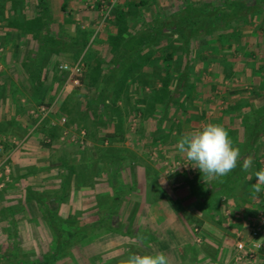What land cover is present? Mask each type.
<instances>
[{
  "label": "crops",
  "instance_id": "obj_1",
  "mask_svg": "<svg viewBox=\"0 0 264 264\" xmlns=\"http://www.w3.org/2000/svg\"><path fill=\"white\" fill-rule=\"evenodd\" d=\"M52 1L53 0H43V2L48 3L47 9L44 10L40 6V0H0V72L2 71L0 81L5 80L8 83L13 79L12 77L15 79L17 76L20 80L24 79L23 77H28L29 73H25L24 70V72L20 74H17V72L15 75L11 74V67H15L16 64L21 65V61H25L26 55L30 49L35 52L36 49L39 48L40 42L34 41L31 34L20 27V22H23L25 18L30 19L33 13H47L48 17H52V23L54 22L61 25L60 27L54 26V28L51 24L49 26V33L63 36L65 41L60 46L50 43L47 44L45 47L48 49L46 57L49 59L51 56L54 57V61H56L57 57L67 60L73 59L85 43L86 46H84V48L88 47L91 55L92 52L95 54H97L98 51L99 53L103 52H100L101 48L98 47L101 42L105 41L99 37L100 32L97 37L95 36V41L89 46L87 45L90 36L88 35V28L86 26L90 25L86 21L87 15H85L86 11L84 9H86L85 4H88L91 0H62L58 3L57 8H59V11H52L51 8L49 9V5L51 6ZM189 1L191 4H209L217 0H134L131 1V3L128 1V3H124L119 7V11H121L124 17H132L130 23H123L126 29L124 34L127 35L126 37L134 36L135 39L137 36L140 37L144 34V37L147 36L144 39L148 41L149 38H151L150 35L154 31L157 33L173 32V26L168 27L165 25V27H163L160 23H162L164 19L181 16L182 14L180 13L184 11V4L189 3ZM75 2L79 4L75 5ZM138 3H140V5ZM63 4L64 6H62ZM72 4L74 5L73 7ZM194 6L197 5L194 4ZM74 7H79L76 9L77 11L74 10L76 13L75 19H77L75 21L76 27H74V23L72 24L73 16L70 15L71 13L74 14V11L72 12V8ZM137 8H139L140 11L137 10ZM10 17H16L20 22L15 25H8L6 22V27H4V21H6V18L9 19ZM78 28L80 29L78 30ZM39 32L43 34L44 29L40 28ZM115 32L116 28L112 29L110 31V36ZM5 38L6 41L9 39L14 40V42L11 41L12 44L7 43L6 46ZM99 38L102 41L97 43V39ZM121 39H123V37ZM165 41H161L157 44L159 49L158 46L155 45L148 55L142 56L146 66L151 67L153 63H158L156 59H159V57L162 59L160 49L161 51H167L163 48L167 47ZM153 44L154 42H150L149 46ZM108 48L111 50L110 47H107V49ZM139 48L147 49L146 46L144 47V44L138 46V49ZM119 49L123 51L126 48L120 45ZM156 50H158V52L157 55L154 56ZM113 52L115 54V51ZM107 54H109L108 50L105 57ZM116 55L118 56V60H115L114 65L117 67V73L120 74L122 72L119 70V66L122 63L120 60L121 55L119 56V52H116ZM137 55V52H133L130 55V61H133V59L135 61H140V59L138 60L136 58ZM79 56H81V54L77 55L76 58ZM102 58L99 64L94 63V70L97 66L102 68L103 66L100 65H103V63L108 60V58ZM44 59L45 57L43 60ZM44 63V65H46L48 62ZM164 64L163 60H159V66L162 67ZM182 64H185V62ZM140 66L141 65H139V67ZM146 66L143 68L144 73L141 74L139 72V77L135 78L144 80L145 84L142 86L145 90H148V87L151 89L153 88L152 82L157 81L158 76L160 78L161 75L152 71L151 68L147 69ZM45 67L49 68V65ZM186 72L185 75H176L172 77L171 85L166 87L164 95L162 93L157 95L160 99L156 102H154L152 98L148 99L149 96H147V98H142L140 90L137 88L140 86H138V84L134 86L133 83H130L131 80L128 81L127 85H118L114 83L115 78L108 79L109 72H107L106 69H100V74L96 76V78L95 75H91L90 77L96 81H103V85H101L103 88L99 89L98 92H94L98 97V103L101 101V105H106L105 109L110 105L109 98H112L115 102L117 100L116 105L111 111H108L109 113L106 117L107 121L109 120L108 122L111 123L110 129L112 131L115 129L114 127L117 123L115 121L125 122L123 128L128 129L129 126L128 122L130 115H126V117L123 116L125 114L124 111L121 110L123 98L120 93L123 87L125 89L123 96L128 97V104L131 103V107L135 112H138L136 107L141 108V113L145 112V108L152 109L153 106L158 110V115L155 114L148 118L151 124L155 123L154 127L150 129L151 132L155 130L164 132L163 122L168 118V116L165 115V110L168 107L165 106V108L164 103L171 93H176V99H174L173 102H175V104L181 103V105H183V111H185L184 114L189 116V119L185 117L187 121L184 122L183 128L174 126L173 132H177L178 134V137L174 136L173 138L176 141V145L180 136L185 134L187 129L193 130L208 122L223 124L229 130V134L233 138L236 135L235 133L241 129V126L236 129V126L231 125L229 121H225V118L223 120L224 115H226L224 114L225 109H218L217 106L215 107L213 105L214 100L216 103L221 101L219 98L220 95H215L217 92L216 86H214V90H210V84H216L217 79L215 77H209L205 81V85L200 88L199 85L196 86V81L199 82L201 80L200 82H202L203 78H198L199 76L196 73L190 75V70L188 71L186 69ZM104 82L108 84H104ZM177 82H181L182 86H178L176 91L175 83ZM184 83L188 84L185 86ZM211 96L215 98L212 99ZM186 99L189 100L191 104H186L184 102ZM7 108H14L13 103L8 99L5 101V104L0 105V114L3 116L5 115V119L7 118ZM87 109V116L90 119H94L96 116L94 117L91 115V113H94L92 107H87L86 110ZM83 110L85 113V109ZM193 114H196V116ZM192 117H196V123L194 124L192 123L194 122V120L191 119ZM13 119L14 124L11 127L17 132V135H10V139L12 138V140L17 142V147L19 145L32 143L33 138L30 136L29 132L33 129L34 124L31 125L29 122H22L18 117H13ZM145 120H147V118H145ZM103 125L104 123L101 125V128ZM104 128L108 127L105 126ZM56 136L61 137L60 129ZM61 138L64 139L65 137ZM233 139L241 151L240 164H238L237 168L227 176L220 177L219 179L203 177L200 170L196 168L195 171L194 167L189 164L190 162L175 146L174 147L177 149L176 152L179 155L172 156L169 154H161L159 159L161 163L163 162L162 166L164 167V171L162 170L159 172L160 175H158L157 181L162 183L161 191L163 196H157L158 198L154 196L158 192L155 190V185L151 187L152 190L144 188L143 193L148 196L146 195V197L143 198L144 201L142 200L139 204V211L141 209L144 214L142 225L139 227L137 233L123 234L106 228L100 230L101 232L103 231L102 234L92 232V234L81 239L82 245L80 244V246L86 249H88L89 246H94L95 248L97 247V250L90 249L81 251L80 256L84 261L80 264H119L121 259H125L132 252L145 254L161 251L169 258L170 264H264V246L257 249L256 256L252 261L234 260V244L236 240L249 241L250 231L256 225V216L259 212L264 211V186H262L260 192L255 191L253 188V184L256 183L255 173L264 168V137L252 140H243L242 137ZM175 141L169 140V142L172 143ZM16 149L15 153L17 154ZM163 155L165 158H163ZM248 156L252 157V166L247 171H242L241 165L243 159ZM23 157L24 154L19 155V161L18 159L17 161L22 162ZM30 159H32V157H30ZM15 161L16 159H13V162ZM175 161L181 162L178 168L173 165ZM30 162L32 164L34 158ZM23 164L25 163H20V166H23ZM54 169L55 167L52 169L45 165L44 169H40L39 167L36 170L32 169V173L30 170H23L22 173H18L17 171L13 172V175H15L14 183H17V186L13 185L9 190L4 192L5 196L9 198L8 202H5V200L0 202V212L1 209H5V211L9 210L4 216L0 217V264H76L73 259L77 255L74 253L73 249L70 248L71 244L64 245V247L60 249L52 245L56 237L62 240V236L57 235L55 226L59 225L60 227H66L57 219L47 218L45 214L46 209L50 210L51 213L59 209L57 204H55L56 202L52 205L50 200L42 203L37 201H24L23 199L18 205L19 208L17 206L13 208V205L16 204L13 201L15 195L18 194V192L21 193V189L25 190L26 184L30 188L34 187L33 190L37 189L35 187L36 183L31 182L29 176L43 177L47 174L50 175L51 172L57 174ZM133 176L134 180L135 178H139V176L135 174ZM142 179L146 178L141 177L140 181ZM23 182H26V184H23ZM134 184L135 182L133 186ZM148 185L149 183L146 184L144 180V184L140 186L146 187ZM44 189L49 188L44 187ZM52 191L55 192L54 189ZM159 199L163 200L160 201ZM130 203H132L131 207L137 204L134 200ZM31 204L36 210L40 211L39 217L36 215L30 217L27 214H25L26 216L23 215V217H10L12 211L15 209H20L22 211L30 210ZM67 206L65 204L63 208H67ZM137 217H141L138 215V212L135 218L137 219ZM50 221L52 222L50 223ZM132 224L133 223H131V225ZM51 225L54 227L51 228ZM141 236H143L144 239H140ZM261 241H264V234L258 233V235L254 237V242ZM104 254L106 255L103 256Z\"/></svg>",
  "mask_w": 264,
  "mask_h": 264
},
{
  "label": "rangeland",
  "instance_id": "obj_2",
  "mask_svg": "<svg viewBox=\"0 0 264 264\" xmlns=\"http://www.w3.org/2000/svg\"><path fill=\"white\" fill-rule=\"evenodd\" d=\"M61 1L62 0H53L51 2V6L49 5V9L51 8L52 11H59V8L57 7L58 3ZM125 1L126 0H116V2H114V4L111 6L109 4V0H91V2L85 4L86 9L84 10L86 11L85 15H87L86 21L90 25L86 26L88 28V35L90 36V40L87 45L89 46L92 44L95 41V36L97 37L98 33L100 32L99 37L105 40L104 42H101L102 40H100V38L97 39V43L101 42L98 47L101 48L100 52L103 51L102 53H99V51L97 54L92 52L91 55L89 48H84V46H86L85 43V45L77 52V55L81 54V56L76 58L77 55H75L77 60L75 58L67 60L57 57L56 61H54L53 56H51L49 59L46 57V55L42 56L40 60L37 59L36 51L33 52V50L30 49L26 55L25 61H21V65L16 64L15 67H11V74L15 75L16 72L17 74H20L21 72L25 71V73H30L31 76V74H35L38 71L39 76L36 77L39 80L38 84L27 85L29 76L26 78L23 77L24 79L21 80L18 79L17 76L15 79L12 77L13 79L8 83L5 80L0 81V105L5 104L7 99L10 100V102H12L14 105V108L6 109V119L4 118L5 115L3 116L0 114V124L3 123L1 120H9L13 117H20V119H23V121L26 123L29 122L31 125L34 124L33 129L29 132L30 136L33 138L32 143L19 145L18 147L16 145L17 142L12 140V138L10 139V132L6 134L3 133L2 129H0V139L6 141L9 145L8 149H4L5 151H3L0 144V202L2 200L8 202L9 198L5 196L4 192L9 190V188H11L13 185L17 186V183H14L15 175H13V172L17 171L18 173H22L23 170L31 171L32 169L36 170L38 167L40 169H44L45 165L52 169L55 167L54 171L56 170L57 174H53L51 172L50 175L47 174L43 177H33L32 175L29 176L30 181L36 183L35 187L37 189L33 190L34 187L30 188L26 182H23V184H26L25 190L21 189L22 192H18V194L15 195L13 201L17 205L14 204L13 208L16 206L19 208L18 205L21 201H23V199L24 201L36 202L35 197L41 193L42 200L45 197V202L50 200L52 205H54V202H56L55 204H57L59 209H56L55 213L58 214V216L64 218L67 217L71 220H83L86 217L98 215L100 211H104V208L101 209L99 207L108 204V206L112 205L113 202L112 200H108V197L112 195V193L116 192V194H118L116 203L119 207L117 206L118 211H115V207L112 208L114 211L112 212L113 214L111 216V220L108 222L110 224L109 226H111L113 229H116L115 231L118 233L135 234L142 225L144 213H142L141 209L139 211V204L142 200L144 201L143 198H145L147 195L143 193L144 188L151 189V187H154L155 185V190L158 192L154 196H156V198L163 196L161 191L162 183L157 181V177L160 175L159 172L162 170L164 171V167L162 166L163 162L161 163L159 158L161 154H169L172 156L179 155L177 154V149L175 148L176 141L173 139L174 136H177L178 134L177 132H173V129L174 126L183 128V124L185 121H187V119H189V116L184 114L185 111H183V105H181V103L175 104V102H173V100L176 99V93H171L169 99L167 100H170L171 102L170 104L166 103L168 108L165 110L166 113L164 112L165 115L168 116V118L163 122L164 132L160 131V135L155 132L156 130L151 132L150 129L151 127H154L155 123L151 124L148 118L155 114L158 115V110H156L155 106H153L152 109L145 108V112L141 113V108L136 107L138 112H135L131 107V103L128 104V97L123 96L125 89L122 87V91L120 93L123 98L121 110L124 111L125 115L123 116L126 117V115H130V118L128 122V129L123 128L125 122L122 123L115 121L117 123L115 124L114 128L116 131H118V129L120 130V133L118 134V132H114L115 129L113 131L110 129L111 123L108 122L109 120L107 121L106 118L108 116L107 114L109 113L108 111L112 110V108L116 105L117 100L115 102L112 100V98H109L110 105L109 107L107 106L108 110L105 109L106 105L104 106L100 104L101 101L98 103V97L94 91L98 92L99 89L103 88L101 86L103 85V81H96L90 76L95 75L96 78V76H99L100 74V69H106L107 72H109L108 79L115 78L114 83L118 85H127L128 81L131 80L130 83H133L134 86L137 84L140 86L137 88L140 90V95L142 98H147V96H149L148 99L152 98L154 102L160 99L158 98L159 96H157L158 94L162 93L160 92V88H162V94L164 95L166 87L171 85V78L179 75L182 70L185 73H187L186 69L188 71L190 70V75L196 73L199 76L198 78L202 77V82H200L201 80L199 82L196 81V86L199 85L200 88L205 85V81L209 77L215 76L218 80L217 83L221 86H217V92L215 95H220V97L221 95H225L226 98L221 99V101H218L217 103L214 100L213 105L215 107L217 106L218 109L222 108L223 110H226L228 105H230V101L236 99L237 96H246V93L243 90L249 89L251 86L255 90L262 88L264 77L260 73L252 74L254 71H259L258 68H250L249 66L242 64V51L239 50L235 52L232 48H229L225 50L227 53L220 56L222 59L221 61L231 68L233 74L232 77L222 78L220 73L221 69H215L216 63H213V60L203 59L204 68H201L200 65H198L200 53L197 52V49H202L203 54L207 55V48H205L206 45L204 40L203 42L199 41L198 44L200 47L196 45V41L195 43H191L187 55L184 56L180 51L186 47L187 44L185 45L184 43H181L180 40H178V37L175 34H172V32L158 35L157 41H155L152 46H149V44H144V47L146 46L147 49H141V51L137 52L138 55L136 56V58L138 60L140 59V61H135L134 59L133 61H130V55L133 53L134 49L138 47L140 42L135 39L134 36L129 38L126 37L127 35H125L123 32L120 37H123L124 40L119 37L117 43L125 46V48L129 47L130 49L126 48L127 51L125 50L123 53V57L127 56V58H123L121 60L122 63L119 66V70L122 72L118 74L117 67L114 65L115 60H118L115 50L117 45L114 44V42L110 43L111 36H114L116 32L110 36V31L116 28L115 23H113L115 9L124 3H128V1L131 3V1L134 0ZM217 2H219V0H217ZM78 4V2H75V5ZM192 4L194 5L195 3ZM184 5H187V3ZM73 6L74 5L72 4V7ZM77 8L79 7L72 8V12L74 10L77 11ZM102 8L103 10L105 8L109 9V14L105 18H102ZM137 10H139V8H137ZM75 11L74 14H70L73 16L72 24L74 23V27H76L75 21L77 20L75 19ZM183 13L185 12L182 11L180 14ZM44 14L47 15V13ZM50 18L49 24H51L53 28L54 26H61L60 24H56L54 22L52 23V17ZM131 19L132 17H124V22L130 23ZM257 20L259 21V16ZM5 23L6 21H4V27H6ZM186 25L187 23L184 22L183 27ZM44 28L45 27L43 26V29ZM79 29L80 28H78V30ZM195 30L196 28L194 31ZM36 34L42 36L40 32ZM7 36L9 37L8 33ZM6 38V46L7 43L12 44L11 41L14 42V40L9 39L6 41ZM33 40L35 41L34 38ZM161 41L168 43V48L163 47L165 50L169 51L170 48H175L178 51L173 53L172 58L169 60L164 61L163 59H160V57L159 59H156L158 60L156 61L158 63L159 60L164 61L165 64L162 67L159 66L158 63H153L151 67L146 66L142 56L144 57L145 55H148L152 51L153 47L157 45V42L159 43ZM228 42L231 43L233 41L232 39H229ZM107 47H110L111 50H109V48L107 49ZM248 48L254 53L250 56V59L254 60L255 62L258 61L259 58H257V54H259L261 51L263 52L262 47L257 45L254 47V45L251 44L248 45ZM107 50L109 54H107L105 57ZM113 51H115V54ZM157 52L158 50L154 52V56L157 55ZM245 53L246 52H243V55H245ZM120 55L121 54L119 52V56ZM44 57L45 59L43 60ZM102 57L108 58V60L105 61L103 65H100L103 66L102 68L97 66L94 70V63L99 64L100 59H103ZM213 57L214 56H211L210 58L217 59V57ZM44 62H48L46 65H49V68L45 67L46 65H44ZM183 62H185V64H182ZM187 62L189 66L187 65ZM208 62L209 65L206 64ZM258 63L259 69H264V62L260 61ZM63 64L67 65L68 67L77 65L79 67V71L76 75H70L68 72L69 70L59 69V65ZM139 65L141 66L139 67ZM145 66L147 69L151 68L152 71L161 75L160 78L158 76L157 81L152 82L153 88L151 89L148 87V90H145L142 86L145 84L144 80L136 79L139 77V72L141 74L144 73L143 68ZM227 75L230 74H226V76ZM75 78L77 79V83H74L73 81ZM31 81H33L32 78ZM231 83H236L234 89L238 90L237 93L230 94L229 91L232 87ZM104 84L108 83L104 82ZM187 84L188 83H184L185 86ZM178 86H182L181 82L175 83L176 91ZM34 96L35 98H33ZM211 98L214 99L215 97L211 96ZM184 102L186 104H191V102L187 99ZM251 103L255 106L261 104L260 101L253 102V100H251ZM50 106L52 109L49 111L50 113L43 115L40 111V107H44L46 109ZM85 107H92L94 113H91V115L94 117L96 116L97 118L95 117L94 119H90L87 116L88 109L86 110ZM83 109H85V113ZM242 109H247V106L242 107L241 110ZM31 110H34V114L30 113ZM36 110H38V112ZM193 115L196 116V114ZM61 117H65V122L60 121ZM185 117H187V119H185ZM145 118H147V120H145ZM224 118L225 121H229L231 125L236 126V129L240 127L238 117L232 120V118H230V114H226L224 115L223 120ZM191 119L194 120V122H192L193 124L196 123V117H192ZM103 123L104 125L101 128ZM105 126L108 128H104ZM59 129L61 131V137H65L64 139L56 136L59 132ZM80 131L84 132L83 138L79 137ZM188 131L191 130L187 129L186 132ZM153 135L157 136V138L155 137L154 141H152ZM14 136L16 135L14 134ZM169 140L175 142L172 143L169 142ZM15 149L17 154L15 153ZM10 154L11 156L9 157ZM23 154V161L18 162L19 155ZM30 157H32V159L34 158V162H32V164L30 162L32 161ZM119 157H122V161L118 163L117 160L120 159ZM163 158H165L164 155ZM13 159H16V161L13 162ZM20 163L25 164L20 166ZM60 164H64L65 167L60 166ZM194 170L196 171V168H194ZM134 174L139 176V178H135L134 180ZM141 177H145L146 179H142L140 181ZM108 179H110V182H108ZM64 180L66 181V184L63 188L62 183ZM144 180L146 184L149 183V185L146 187L140 186L144 184ZM134 182L135 184L133 186ZM44 187H48L49 189H44ZM53 189L56 191V198H54L52 195ZM30 191H33L35 195H33V193L31 195ZM25 195L27 199H25ZM133 200L134 202H137V204L131 207L132 203L130 202ZM159 200L162 201L163 199ZM116 203L113 205L115 206ZM65 204L66 206L68 205L67 208H63ZM30 206L31 208L28 211L15 209L12 211L11 216H7H10L11 218L15 216L23 217L25 214L30 217L32 215L38 216L40 211L36 210L32 204ZM8 211L9 210L5 211V209H1L0 217L4 216V214ZM137 212L141 217H137L136 219L135 217ZM131 223L133 224L131 225ZM102 229L103 227H99L94 232L102 234L103 231H100ZM64 230L58 234V236H62L63 241L68 238L66 232L67 227H64ZM69 231H71V229L68 230V232ZM78 241L79 242L68 241V243H64V245L71 244L70 248H72L74 253L77 255L73 259L74 263L76 264L83 263L84 261V259L82 260L80 256L81 251L90 249L97 250V247L95 248L94 246H89L88 249L83 248L80 246V244L82 245L81 239ZM105 255L106 254L103 256Z\"/></svg>",
  "mask_w": 264,
  "mask_h": 264
},
{
  "label": "trees",
  "instance_id": "obj_3",
  "mask_svg": "<svg viewBox=\"0 0 264 264\" xmlns=\"http://www.w3.org/2000/svg\"><path fill=\"white\" fill-rule=\"evenodd\" d=\"M40 6L42 9H47V2H43V0H40ZM188 2V1H187ZM190 3V4H189ZM187 5L184 7V12L181 16L171 18V19H164L162 21L163 27L167 25L168 27L173 26L174 30L172 34H175L178 37V40H180L181 43L187 44L186 47L180 51L181 54L186 56L187 52L191 46V43H195L199 46V41L204 40V43L206 45L205 48H207L206 53L207 55L203 54L202 49H197V52L200 53L198 65H200L201 68L203 67V59L213 60V63H216L215 69H221V75L222 78H228L232 77V71L231 68L224 64L221 60V55L227 53L225 50L232 48L235 52L242 51V64L245 66H249L250 68L255 67L258 68L259 71H254L252 74H262L264 77V69H259V63L260 61L264 62V0H219V2H211V3H200L197 4V6H194L189 1ZM136 4V3H135ZM140 4V3H138ZM137 4V5H138ZM64 6V4L62 5ZM39 9V8H38ZM114 23L116 25V33L114 36H111L110 43L114 42L117 46L115 47L116 52H120L122 57H120V60L123 58H126L127 56L123 57V53L125 50L121 51L120 45L118 44L119 37L123 34V32L126 30L123 26L124 23V15L121 14V11H119V7L115 9L114 11ZM119 12V13H118ZM123 13V12H122ZM34 14V13H33ZM31 15L30 19H26L23 22H20L19 19L16 17H10L9 19L6 18V22L8 25H15L20 22V27L28 31L31 34L32 39L34 38L36 41H39V48L36 49V56L37 59H41L42 56H45L48 51L47 44H53L56 46H60L62 43H64V37L58 36L49 33V26H50V17L48 15L42 13V14H34ZM259 16V21L257 20ZM157 21V20H156ZM184 22L187 23L186 26L183 27ZM182 24V27H181ZM44 28V33L42 36L37 35L36 33L39 32L40 28ZM257 26V27H256ZM196 30L194 31V29ZM46 31V32H45ZM162 33H157L154 31L149 38V40H145L144 38L147 36H143L142 34L140 37L137 36V40L140 42L138 46H141L142 44L148 45L150 42L157 41V36ZM247 38H246V37ZM42 37V38H41ZM41 38V40H40ZM122 38V37H120ZM129 38V37H128ZM232 39L233 42L229 43L228 40ZM124 40V38H123ZM168 41V40H167ZM226 41V42H225ZM38 42V43H39ZM158 44V42H157ZM253 44L254 47L261 46L263 52H259L257 54L258 61H254L250 59V56L254 54L251 49L248 48V45ZM166 46L168 48V43H166ZM200 47V46H199ZM129 48V47H126ZM204 48V49H205ZM130 49V48H129ZM135 52L141 51V49L138 47L134 49ZM133 51V52H134ZM175 48H170L169 51H161L160 54L164 61L169 60L172 58V54L177 52ZM123 52V53H122ZM232 52V51H231ZM243 52H246L245 55H243ZM219 54V55H218ZM214 56L213 58L217 57V59H211L210 57ZM259 56V57H258ZM209 65V62L206 63ZM212 64V63H211ZM218 66V67H217ZM218 72V73H219ZM258 72V73H257ZM38 71L35 74L29 73V79L27 81V85H37L39 80L36 78L38 77ZM216 74V73H214ZM226 74H230L227 75ZM179 75H185V72L182 71ZM168 76V75H167ZM215 77V76H214ZM31 78L33 81H31ZM213 78V77H212ZM216 78V77H215ZM37 79V80H36ZM213 81V80H212ZM218 80L216 81V84H210V90H214V86L221 87L218 83ZM236 83H231V89L230 94L237 93V89H234ZM245 88V87H244ZM246 93V96H237L236 99L230 101V105L226 108L224 111L225 114H230V118L234 120L238 117V121L240 123L241 129L235 133L236 135L233 137L237 139L238 137H242L243 140H252L257 139L260 137H264V81L262 83L261 89H253L251 86L249 89L243 90ZM160 92L163 93L162 88H160ZM237 95V94H236ZM251 97V98H250ZM35 98V96L33 97ZM220 99L226 98L225 95H221L219 97ZM169 98L166 99V102L164 103V107L166 106V103H170L171 101H167ZM233 99V98H232ZM251 100L254 101H260L261 104L259 105H252ZM247 106L248 109L241 110L242 107ZM250 106V107H248ZM166 108V107H165ZM20 118V117H18ZM16 119V118H15ZM3 122L0 124V129L3 130V133H9L10 135H17V132L13 130V127H11L14 124V119L11 118L9 120H1ZM23 122V119H22ZM25 122V121H24ZM26 123V122H25ZM24 124V123H23ZM30 124V123H29ZM120 133V130L114 131ZM157 134H161L160 131H157ZM115 134V133H114ZM155 137L152 136L153 141L155 140ZM0 144L2 147V150L8 149L9 145L6 141H3L0 139ZM8 151V150H6ZM120 159L117 160L118 163L121 162L122 157H119ZM60 166L65 167L64 164H60ZM67 174V172H66ZM68 175V174H67ZM63 176V175H62ZM110 179H108V182ZM63 188L65 187L66 181L64 180ZM31 195L33 191H30ZM33 195H35L33 193ZM41 193L35 197L37 202H44V199L42 200ZM52 195L54 198L57 197L56 191H52ZM117 196L116 192L112 193L108 197V200H112L113 204L117 202ZM25 199L26 195H25ZM103 205L99 208H104V211H100L98 215H93L91 217H86L83 220H71L67 217H60L55 212H52L50 210H45V214L47 215V218L49 219H57L59 222H62L61 224H64L67 227V241H63L59 239V237H56L54 239L52 245L57 246L56 248L60 249L61 247H64V243H68V240H71L72 242H79V239H83L84 237L88 236L90 233L94 232L99 227H103L110 230H116L113 229L110 224L108 223L109 220H111L112 212L118 211L116 203L114 205ZM108 207V208H106ZM119 207V206H118ZM98 208V209H99ZM97 213V212H96ZM52 221H50L51 223ZM54 227L51 225V228ZM57 230V235L61 233L64 230L63 226L56 225L55 226ZM68 232V230H70ZM65 231V230H64ZM56 236V235H55ZM56 240V241H55Z\"/></svg>",
  "mask_w": 264,
  "mask_h": 264
},
{
  "label": "clouds",
  "instance_id": "obj_4",
  "mask_svg": "<svg viewBox=\"0 0 264 264\" xmlns=\"http://www.w3.org/2000/svg\"><path fill=\"white\" fill-rule=\"evenodd\" d=\"M178 151L198 168L203 177L219 179L225 177L240 164L241 151L230 136L229 130L221 123L208 122L186 132L177 141ZM252 166V157L243 159L242 171H247ZM255 191L260 192L264 186V168L255 173ZM140 239H144L143 236ZM119 264H170L164 252L139 254L130 253Z\"/></svg>",
  "mask_w": 264,
  "mask_h": 264
},
{
  "label": "built area",
  "instance_id": "obj_5",
  "mask_svg": "<svg viewBox=\"0 0 264 264\" xmlns=\"http://www.w3.org/2000/svg\"><path fill=\"white\" fill-rule=\"evenodd\" d=\"M116 0H109L110 6L114 4ZM102 18L107 17L109 14V9L103 8L101 9ZM59 69L61 70H69L70 75H76L77 72L79 71V67L77 65H74L73 67H68L67 65H59ZM74 83H77V79H73ZM52 110L51 106L49 108H44L40 107V111L42 112L43 115H46L47 113H50L49 111ZM38 112V110H36ZM39 111V112H40ZM31 114H34V110L30 111ZM61 122H65V117L60 118ZM84 132L80 131L79 137L83 138ZM174 167L178 168L181 165L180 161H175L173 162ZM256 225L253 227V229L250 231V239L249 241H242V240H236L234 244L235 248V254H234V260L235 261H252L255 256H256V251L259 247L264 246V241L261 242H254V237L258 235V233H263L264 234V211H261L257 214L256 219H255Z\"/></svg>",
  "mask_w": 264,
  "mask_h": 264
}]
</instances>
